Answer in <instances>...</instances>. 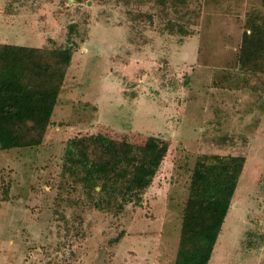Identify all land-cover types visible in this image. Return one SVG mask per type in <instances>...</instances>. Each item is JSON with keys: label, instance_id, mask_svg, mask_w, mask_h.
<instances>
[{"label": "rangeland", "instance_id": "1", "mask_svg": "<svg viewBox=\"0 0 264 264\" xmlns=\"http://www.w3.org/2000/svg\"><path fill=\"white\" fill-rule=\"evenodd\" d=\"M250 13L259 0H0V43L73 51L41 145L0 151V264H173L199 154L245 159L207 264H264V89L233 66ZM95 134L166 144L137 204L97 210L62 173L65 142Z\"/></svg>", "mask_w": 264, "mask_h": 264}, {"label": "trees", "instance_id": "2", "mask_svg": "<svg viewBox=\"0 0 264 264\" xmlns=\"http://www.w3.org/2000/svg\"><path fill=\"white\" fill-rule=\"evenodd\" d=\"M176 3L171 0L172 6ZM259 5L264 9V0H259ZM259 16H247L233 62L243 86L258 92L264 89V17ZM135 17L151 23L149 14ZM174 27L168 22L166 29L173 32ZM175 32L191 35L180 26ZM72 56V49L64 44L37 48L0 43V151L41 145L53 126L51 114ZM166 151V144L154 136L139 145L101 134L75 136L65 142L61 168L79 184L93 208L118 211L121 203L140 202L138 195L151 184ZM244 162L243 156L195 157L180 210L173 264L208 263ZM247 245L250 247V242Z\"/></svg>", "mask_w": 264, "mask_h": 264}]
</instances>
